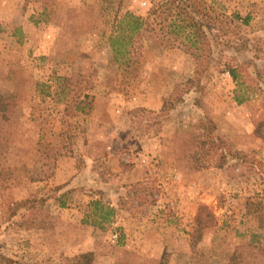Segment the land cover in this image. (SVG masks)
Instances as JSON below:
<instances>
[{
	"label": "rangeland",
	"instance_id": "obj_1",
	"mask_svg": "<svg viewBox=\"0 0 264 264\" xmlns=\"http://www.w3.org/2000/svg\"><path fill=\"white\" fill-rule=\"evenodd\" d=\"M161 1L0 0V264H264V0H197L207 63L166 44L157 18L122 72L114 19ZM227 64L248 73L242 104ZM74 238L89 249L74 255Z\"/></svg>",
	"mask_w": 264,
	"mask_h": 264
},
{
	"label": "trees",
	"instance_id": "obj_2",
	"mask_svg": "<svg viewBox=\"0 0 264 264\" xmlns=\"http://www.w3.org/2000/svg\"><path fill=\"white\" fill-rule=\"evenodd\" d=\"M204 9L205 3L202 2L199 6L197 0H162L160 5L154 6L149 10L146 18L130 13H125L122 17L115 18L112 23L111 33L106 38L111 54V63L116 65L117 69L122 72L132 74L134 70L132 67L137 64V56L139 54L136 47L138 44L137 38L142 33H146L148 38H153L155 30L153 23L158 19L161 21L162 31L169 29V31L163 33V37L167 36L165 37L167 39L166 44L169 46L175 44L186 46L190 50V55L196 60L207 63L210 54V43L205 31V24L208 23L210 18L206 14L207 10ZM222 18L225 23L229 19L226 16ZM234 18L238 17L234 15ZM241 22L246 25L248 20L247 18L241 19ZM230 44L232 45L233 42H226L227 47H231ZM246 45L247 41H243L237 49H245ZM253 67V80L256 84H259V82L264 81V64L260 69L256 65H253ZM243 70L237 65H225V71L237 85V93H239L235 99L237 104H242L248 99V97H244L247 90L245 87L246 78L243 75L246 74L247 76L248 73H246L245 69ZM92 106V97L84 93L82 98L75 103L73 110L81 115H87L90 113ZM65 107H67V102ZM9 110V106L6 105L4 98L0 95V162L4 159L7 150L10 126ZM91 208V215L95 216L100 223L109 222L114 215L112 208L106 207L99 201L92 202ZM258 250L262 251L261 249Z\"/></svg>",
	"mask_w": 264,
	"mask_h": 264
},
{
	"label": "crops",
	"instance_id": "obj_3",
	"mask_svg": "<svg viewBox=\"0 0 264 264\" xmlns=\"http://www.w3.org/2000/svg\"><path fill=\"white\" fill-rule=\"evenodd\" d=\"M18 32V34H21V32L20 31H17ZM15 36H16V34H15ZM59 209V208H58ZM60 210V209H59ZM75 212L76 213H78V210H75ZM25 231V230H24ZM86 243H84L83 241H81L80 239H78V238H74V239H70V241H69V244L70 245H72V246H76V247H78V249L73 253L74 255H77V254H79V249H83V250H88L89 249V243H90V239H88V240H86L85 241ZM82 244H86V247L84 246V245H82ZM91 245V244H90ZM79 247H81V248H79ZM83 252V251H82ZM72 254V255H73ZM67 257H69V255L67 256Z\"/></svg>",
	"mask_w": 264,
	"mask_h": 264
}]
</instances>
